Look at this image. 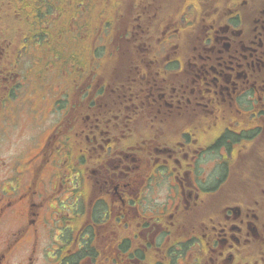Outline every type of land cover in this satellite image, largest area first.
<instances>
[{
    "label": "flooded vegetation",
    "instance_id": "flooded-vegetation-1",
    "mask_svg": "<svg viewBox=\"0 0 264 264\" xmlns=\"http://www.w3.org/2000/svg\"><path fill=\"white\" fill-rule=\"evenodd\" d=\"M59 1L0 2V264H264V0Z\"/></svg>",
    "mask_w": 264,
    "mask_h": 264
},
{
    "label": "trees",
    "instance_id": "trees-1",
    "mask_svg": "<svg viewBox=\"0 0 264 264\" xmlns=\"http://www.w3.org/2000/svg\"><path fill=\"white\" fill-rule=\"evenodd\" d=\"M3 0H0V2H2ZM90 0H77V2L76 3H74V6H76V5H78V4H80V5H83L84 6V11H86L87 10V2H89ZM107 0H97V7H98V10L102 7V6H104V4H105V2H106ZM110 1V0H109ZM62 2H63V4L64 3H66V0H62V1H59V3H60V5H57V3L58 2H55L53 5H54V7L57 9V10H61L62 9ZM23 10V5L21 4V5H19V6H17V11H22ZM50 10V9H49ZM97 10V11H98ZM97 11L95 12V11H93V12H91V15H93V14H96L97 13Z\"/></svg>",
    "mask_w": 264,
    "mask_h": 264
},
{
    "label": "rangeland",
    "instance_id": "rangeland-1",
    "mask_svg": "<svg viewBox=\"0 0 264 264\" xmlns=\"http://www.w3.org/2000/svg\"><path fill=\"white\" fill-rule=\"evenodd\" d=\"M114 3H112V5H113ZM57 5H60V3L58 2V4ZM87 10H86V12L87 13H91V12H93V11H97L98 10V7H97V0H90L87 4Z\"/></svg>",
    "mask_w": 264,
    "mask_h": 264
}]
</instances>
